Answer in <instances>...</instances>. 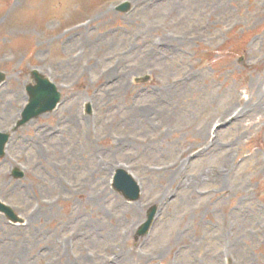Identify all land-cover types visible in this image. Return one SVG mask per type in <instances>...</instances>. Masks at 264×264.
Returning a JSON list of instances; mask_svg holds the SVG:
<instances>
[{
    "label": "rangeland",
    "instance_id": "1",
    "mask_svg": "<svg viewBox=\"0 0 264 264\" xmlns=\"http://www.w3.org/2000/svg\"><path fill=\"white\" fill-rule=\"evenodd\" d=\"M121 1L0 0V130L33 68L61 91L0 158V264H264V0Z\"/></svg>",
    "mask_w": 264,
    "mask_h": 264
},
{
    "label": "water",
    "instance_id": "2",
    "mask_svg": "<svg viewBox=\"0 0 264 264\" xmlns=\"http://www.w3.org/2000/svg\"><path fill=\"white\" fill-rule=\"evenodd\" d=\"M39 88H40V87H39ZM39 88H38V91H39L40 94H42V96H44V95L47 94V92H45L44 89L41 88V90H40Z\"/></svg>",
    "mask_w": 264,
    "mask_h": 264
},
{
    "label": "bare ground",
    "instance_id": "3",
    "mask_svg": "<svg viewBox=\"0 0 264 264\" xmlns=\"http://www.w3.org/2000/svg\"><path fill=\"white\" fill-rule=\"evenodd\" d=\"M33 221V220H32Z\"/></svg>",
    "mask_w": 264,
    "mask_h": 264
}]
</instances>
